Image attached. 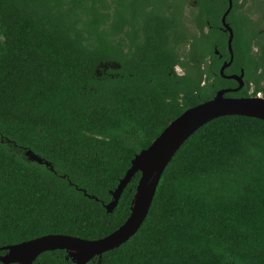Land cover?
Masks as SVG:
<instances>
[{
  "label": "trees",
  "instance_id": "obj_1",
  "mask_svg": "<svg viewBox=\"0 0 264 264\" xmlns=\"http://www.w3.org/2000/svg\"><path fill=\"white\" fill-rule=\"evenodd\" d=\"M246 1L232 0L226 17L234 60L224 73L243 69L252 97L264 99V33L238 11ZM227 8V0H0V249L44 235L96 240L124 223L139 173L112 213L104 205L132 159L228 85L213 52L227 56ZM35 263L73 264L63 251ZM87 264H264V121L225 116L195 131L162 172L139 230Z\"/></svg>",
  "mask_w": 264,
  "mask_h": 264
},
{
  "label": "water",
  "instance_id": "obj_2",
  "mask_svg": "<svg viewBox=\"0 0 264 264\" xmlns=\"http://www.w3.org/2000/svg\"><path fill=\"white\" fill-rule=\"evenodd\" d=\"M231 7L232 2L228 0V8L221 17V23L229 33L227 44L230 53V61L222 67L221 72L232 61L233 33L225 23ZM237 80L241 85V76L237 77ZM226 92V90L219 91L212 99L185 110L171 121L146 149L140 151L132 159L130 168L111 193V201L104 205L106 213H112L132 177L136 173L140 174L129 216L117 229L96 240H86L67 235H44L19 244L6 246L0 249L4 252L0 256V263L39 264L35 261L42 253L63 251L66 253V259H70L73 264H87L95 257L100 259L104 253L118 248L129 240L139 230L148 214L165 167L195 131L208 122L225 116L250 117L264 121L263 98H226L223 96ZM24 154L28 160L50 167L48 162L43 161L32 151L26 150ZM49 169L52 171L51 168Z\"/></svg>",
  "mask_w": 264,
  "mask_h": 264
},
{
  "label": "flooded vegetation",
  "instance_id": "obj_3",
  "mask_svg": "<svg viewBox=\"0 0 264 264\" xmlns=\"http://www.w3.org/2000/svg\"><path fill=\"white\" fill-rule=\"evenodd\" d=\"M248 1H251V5L249 6L250 11H246V15H249L248 17H249V20L251 21V23H250L251 24V28L250 29H252L251 31H253V32H258V34H263L264 33V27L263 26L264 25L261 23V20L264 18V13L257 19V21H254L252 18L255 15H259V13H257L258 12V7H262L264 9V0H247V2ZM188 2H190V1H188ZM227 2H228V0H227ZM231 2H232V0H231ZM238 3H241V0H238ZM248 12H250V13H248ZM185 14H186V12H185V8H184L183 17L185 16ZM188 14H189V17L187 19H184L185 25L187 26L189 32H193V33L197 32L196 28L194 27V25L191 22L192 21V17H191L190 11H189ZM220 22H221V20H220ZM225 23L229 26V24L226 22V19H225ZM221 26H222V28H220V29L223 31V33L227 34V42H228L229 33H228V31H226L224 29L222 23H221ZM231 30H232V28H231ZM204 32L206 33L207 30L204 29ZM232 33H233V31H232ZM252 48H254L253 51L255 52L257 47L256 46L254 47V45H252ZM231 49H232V47H231ZM213 52H214V54L216 56H218L217 57L218 59H221L220 60L221 61L220 62L221 65L219 67V72H218L219 76L222 79H225L226 81H229L227 83L228 84L227 87H222V88L216 90L215 93H214V96H215V94L217 92L226 90L227 92L223 95L226 98H237L238 99V98H250V97H252L253 85L251 84V82H248V80H247L248 78L245 76V73H244L243 69H240L239 72H237V73H235V72H229V74H225L224 73V71L227 68H229L231 66V64L233 63V60H234L233 50H232V61H231V63L228 66L224 67L223 71L221 72L222 67L224 65L228 64L229 61H230V53H229V50H228V44H227V56L228 57L227 56L223 57L221 54L218 53V50H216V49H214ZM207 63L208 64L210 63L209 59L205 58V61L200 64L202 70L204 69V67L206 66ZM178 68H180V67L176 66L175 67V71H177ZM182 71H183L182 72V74H183L184 70L182 69ZM182 74H179V75H182ZM240 76H241V80H242V84L241 85L239 84V82L237 80V77H240ZM204 80H205V76H204V78L201 81V84H200L201 87H203V84H204L203 81ZM243 89L248 90L247 95H249V96H247V95H246L247 97L238 96V92L243 91ZM257 94H260V96L258 97ZM257 94L255 96L256 98H262L261 93H257Z\"/></svg>",
  "mask_w": 264,
  "mask_h": 264
},
{
  "label": "rangeland",
  "instance_id": "obj_4",
  "mask_svg": "<svg viewBox=\"0 0 264 264\" xmlns=\"http://www.w3.org/2000/svg\"><path fill=\"white\" fill-rule=\"evenodd\" d=\"M251 5V1H246L245 2V5L243 6V8L242 9H240V10H238L240 13H246V11H247V8H249V6ZM194 6H193V4L191 3V2H188L187 3V5H186V7H185V12H186V14H185V16H184V19H187L188 17H189V10L190 9H192ZM258 13H259V15H255L252 19L254 20V21H257V19L264 13V9L262 8V7H258ZM261 23L264 25V18L261 20ZM264 27V26H263ZM182 69L181 68H178L177 69V71H176V73H178V74H182Z\"/></svg>",
  "mask_w": 264,
  "mask_h": 264
},
{
  "label": "built area",
  "instance_id": "obj_5",
  "mask_svg": "<svg viewBox=\"0 0 264 264\" xmlns=\"http://www.w3.org/2000/svg\"><path fill=\"white\" fill-rule=\"evenodd\" d=\"M258 95V97L260 96V94H257Z\"/></svg>",
  "mask_w": 264,
  "mask_h": 264
}]
</instances>
